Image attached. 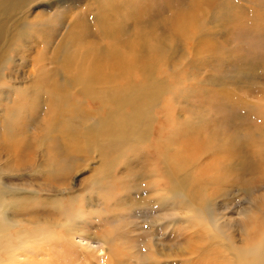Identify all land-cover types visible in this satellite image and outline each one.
Wrapping results in <instances>:
<instances>
[{"label":"rangeland","instance_id":"374dc122","mask_svg":"<svg viewBox=\"0 0 264 264\" xmlns=\"http://www.w3.org/2000/svg\"><path fill=\"white\" fill-rule=\"evenodd\" d=\"M101 1L26 3L15 26L20 36L13 52V77L3 84L16 90L42 86L45 93L47 87L67 78L53 56L73 30L79 38L77 50L86 41L105 49L121 48L92 33L100 23L96 11ZM208 1L211 12L200 21V33L193 32L192 39L181 44L173 35L167 39L166 31L172 33L167 21L176 11L187 13L194 0H117L113 19H121L118 22L126 27L120 31L122 40L134 33L136 41V32L150 31L151 25V39L168 40L170 53L166 55L172 58L153 64L152 74L161 93L153 104L146 142L124 147L123 159L110 158L111 167L102 173L97 153L71 155L63 148L55 150L61 159L59 169L63 168L59 182L49 178L45 165L36 172L46 173L48 186L40 192L42 197H63V205L69 209L62 216L44 213L43 221L63 235L43 242L50 250H45V256L51 252L54 264H235L231 255L235 249L264 243V0ZM135 8L141 12L140 25L126 16ZM202 11L199 17L205 14ZM201 39L208 45L200 46ZM54 70L59 72L54 74ZM112 72L111 81L97 83L122 90L131 84L128 81L149 83L138 69L129 76L122 70ZM0 92L7 95V86H1ZM74 95L80 102L85 100L76 92ZM35 102L32 97L30 109ZM248 134L252 143L243 147ZM29 157L32 165L38 160ZM16 160L11 156L8 166L14 168ZM174 162L186 166L179 170ZM168 168L174 178L167 175ZM14 177L9 172L4 175L7 182L40 187L41 180L30 179L27 173ZM171 178L184 181L173 188ZM22 196L29 197L25 189ZM14 211L9 212L11 216L29 212ZM27 221L22 229L31 231L34 226ZM66 226L77 230L74 237L79 246L66 238L67 231L71 232ZM19 229L12 232L17 234ZM18 241L16 238L14 243ZM6 244L3 240L2 248ZM85 245L92 250H85ZM5 256L0 254V264ZM23 257L22 264H30L29 254L24 252Z\"/></svg>","mask_w":264,"mask_h":264},{"label":"bare ground","instance_id":"6f19581e","mask_svg":"<svg viewBox=\"0 0 264 264\" xmlns=\"http://www.w3.org/2000/svg\"><path fill=\"white\" fill-rule=\"evenodd\" d=\"M29 1L0 0V89L1 86H7L8 90L5 96L0 92V254L5 253L7 255L1 260L2 264H22L27 258L26 256V258L23 257L24 252L29 254L30 264H54V256H51V252L48 254L49 256H45V250H50L43 242L61 239L63 235H59L54 227L50 229L51 227L46 224V221H43L45 220L44 213L53 211L62 216L69 209L63 205L65 198L56 196L44 198L40 192L48 186L46 181L44 182L46 173L52 180L60 181L59 172L63 168L59 169L61 159L55 150L63 148L71 155L82 153L92 156L93 153H97L100 157L98 170L102 173L107 169L109 170L111 164L108 162L115 159L116 155V161L123 159V151H126L124 147L146 142L149 136L150 119L154 110L153 104L158 100L161 93L160 86L152 74L155 66L153 64L156 60L160 61L169 56L166 55L168 51L166 49L168 42L166 41L168 40L163 39V37L159 39L153 35L152 40L150 37L151 25H149L150 31L140 29L136 32V41L134 33L127 34L126 37L123 36L125 39L122 40L121 32L126 27L123 22H118L121 19H113L119 4L116 3L117 0H106L105 2L102 0L100 6L98 2V10L96 11L100 23L92 29L94 30L92 33L101 38L109 39L114 45L121 48L105 49L95 45L97 43L86 41L87 45L77 50L79 44L75 43H78L79 38L76 39L77 35L75 36V30H73L65 36L66 38L62 39L53 56V60L57 62L67 78L64 80L61 78L53 86L47 87L48 92L45 93H43L42 86L38 88L31 85L27 88L22 86V89L16 90L15 87L3 83L4 79L10 81L13 77L11 67L15 63L13 52L16 51L15 46L20 36L15 30L18 21L17 15ZM191 4L192 6L187 13L184 11L181 14L175 10L177 13L170 17V22L167 21V26H169L167 30L170 29L172 32L166 31L167 39L173 35L182 44L184 41L192 39L193 32H196L197 35L200 33V21L211 12L210 4L208 0L207 2L194 0ZM202 8L205 14L199 17V13H203ZM126 16L133 18L138 24L143 23L141 12L136 8L135 11H129ZM141 25L143 26V24ZM137 29L139 28L137 27ZM198 41H202L199 43L200 46L208 45L202 39ZM61 54L65 55L62 57ZM142 57L147 60V63ZM102 65H105L107 70L103 69ZM111 66H114L117 72L122 70L127 76L135 73L138 69L149 83L141 85V82L134 84L133 81H128L127 83L131 84H127L128 87L124 90L118 86L104 88L103 84L101 86L97 82L113 79L112 70L114 69ZM57 72L59 71H53L54 74ZM45 76L46 73L42 75L44 78ZM72 89L76 90L75 92L84 97L85 100H82L83 102L78 101L80 99L75 98V92L72 93ZM32 97H35L37 103L35 102L36 105L30 109ZM96 103L99 107L92 109L91 106ZM252 139L251 134L245 136L242 140L244 142L243 147L252 143ZM30 155L37 156L38 159L33 165L28 159ZM11 156L17 159V163L13 164L14 168L8 166ZM184 156L186 157V155ZM4 164L7 165L4 166ZM175 164L179 170L180 166H186L182 163ZM44 165L46 173L37 174L36 172H41L40 167ZM21 171L29 174V178L32 180H41L40 187L36 189V187L26 183L7 182L4 178L8 172L13 177L20 176L21 178L25 174H22ZM166 173L167 175L171 173L173 177L169 168ZM171 180L173 181L172 187L175 188L182 184L184 178L181 181L172 178ZM28 181L30 182V180ZM23 189L29 195L26 199L22 196ZM34 189L39 190L37 192L32 191ZM14 197L18 198L12 199ZM72 198L71 196L70 202ZM23 202L25 205L22 207ZM22 208L29 212L22 213L21 216L16 215L19 217L18 219L9 213L18 209L24 212L25 210ZM26 216L33 218L27 219ZM24 217L26 219H23ZM25 221L34 226V228L31 227V231L22 229V224H25ZM18 227L20 229L17 234L13 233L12 229ZM68 227L66 226V228ZM69 228L71 232L67 231L66 238L79 246L80 244H77L78 242L75 241L74 237L77 230ZM211 229L217 231L214 228ZM16 238L20 240V242H16L17 244L14 243ZM3 240L4 243H7L4 248L1 246ZM25 242L27 243L26 246ZM53 247L55 248V246ZM90 247L85 245L84 249L89 250ZM233 247L235 248V246ZM231 255L235 260L232 262L235 264H264V243L247 246L243 250L235 249Z\"/></svg>","mask_w":264,"mask_h":264}]
</instances>
